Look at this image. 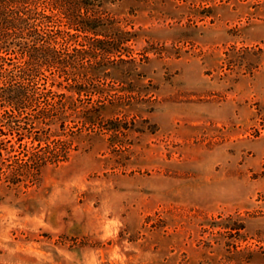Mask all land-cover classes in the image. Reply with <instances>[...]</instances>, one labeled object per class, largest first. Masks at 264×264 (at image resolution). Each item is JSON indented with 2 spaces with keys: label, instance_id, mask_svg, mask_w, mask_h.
<instances>
[{
  "label": "rangeland",
  "instance_id": "obj_1",
  "mask_svg": "<svg viewBox=\"0 0 264 264\" xmlns=\"http://www.w3.org/2000/svg\"><path fill=\"white\" fill-rule=\"evenodd\" d=\"M188 1L100 0L134 29L125 127L69 122L36 176L0 134V264H264V0Z\"/></svg>",
  "mask_w": 264,
  "mask_h": 264
},
{
  "label": "trees",
  "instance_id": "obj_2",
  "mask_svg": "<svg viewBox=\"0 0 264 264\" xmlns=\"http://www.w3.org/2000/svg\"><path fill=\"white\" fill-rule=\"evenodd\" d=\"M126 24L100 0H0V134L42 149L22 152L32 167L17 174L36 176L46 162L63 161L69 122L87 132L125 127L103 110L125 103L126 92H113L105 79L135 61L127 49L134 29ZM6 148L0 146V159Z\"/></svg>",
  "mask_w": 264,
  "mask_h": 264
}]
</instances>
